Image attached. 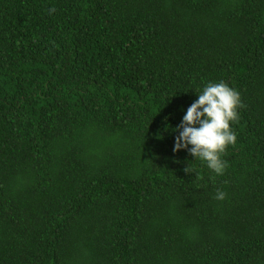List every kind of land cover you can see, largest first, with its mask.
Masks as SVG:
<instances>
[{
  "label": "trees",
  "instance_id": "16d2710c",
  "mask_svg": "<svg viewBox=\"0 0 264 264\" xmlns=\"http://www.w3.org/2000/svg\"><path fill=\"white\" fill-rule=\"evenodd\" d=\"M209 81L222 174L173 151ZM0 264H264V0H0Z\"/></svg>",
  "mask_w": 264,
  "mask_h": 264
},
{
  "label": "clouds",
  "instance_id": "9594fccd",
  "mask_svg": "<svg viewBox=\"0 0 264 264\" xmlns=\"http://www.w3.org/2000/svg\"><path fill=\"white\" fill-rule=\"evenodd\" d=\"M240 107L243 103L238 90L224 81L207 82L174 129L177 135L173 151L187 150L195 161L200 160L214 173L222 174L227 164L222 156L237 140L231 124L238 119ZM225 197L223 190H216L215 199Z\"/></svg>",
  "mask_w": 264,
  "mask_h": 264
}]
</instances>
